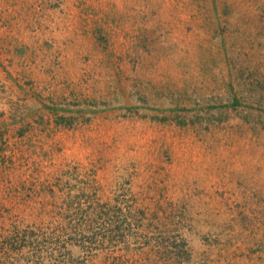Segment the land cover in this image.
<instances>
[{"label": "rangeland", "instance_id": "1", "mask_svg": "<svg viewBox=\"0 0 264 264\" xmlns=\"http://www.w3.org/2000/svg\"><path fill=\"white\" fill-rule=\"evenodd\" d=\"M0 264H264V0H0Z\"/></svg>", "mask_w": 264, "mask_h": 264}]
</instances>
